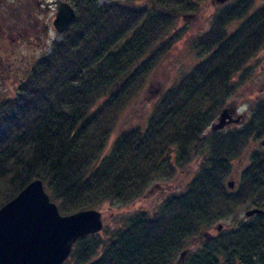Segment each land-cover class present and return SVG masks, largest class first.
<instances>
[{
	"label": "trees",
	"instance_id": "obj_1",
	"mask_svg": "<svg viewBox=\"0 0 264 264\" xmlns=\"http://www.w3.org/2000/svg\"><path fill=\"white\" fill-rule=\"evenodd\" d=\"M98 1L69 0L76 17L62 39L0 102V208L36 179L62 214L105 203L122 208L197 157L196 175L164 196L153 214L140 210L115 231L104 227V240L80 238L64 264H177L194 236L252 209L260 211L203 238L181 264L263 258L264 148L251 153L235 189L228 180L250 141L264 137V102L240 127L206 130L235 93L236 76L264 47V5L250 14L253 0L225 5L191 41L204 58L164 91L145 128L130 127L109 146L126 106L184 37L178 20L207 0Z\"/></svg>",
	"mask_w": 264,
	"mask_h": 264
},
{
	"label": "rangeland",
	"instance_id": "obj_2",
	"mask_svg": "<svg viewBox=\"0 0 264 264\" xmlns=\"http://www.w3.org/2000/svg\"><path fill=\"white\" fill-rule=\"evenodd\" d=\"M111 1L99 0L98 4L103 5ZM234 1L236 0H230L225 4H218L214 0L200 2L198 11L192 17H181L178 20L176 30H183L184 37L162 58L146 80L142 91L126 106L116 130L111 136L109 146L122 131L130 127L145 128L155 105L160 100L164 91L172 87L183 75L188 73L204 58V55L200 56L193 49L191 45L192 39L211 28L215 17L220 13L222 8ZM33 2L36 3L33 0H0V102L13 97L17 93L20 84L26 79L36 60L47 54L51 50L52 44L55 41L61 40L63 36L53 25L56 14L49 13L45 15L44 8L37 10V5L33 8V19L39 23V26L35 27L33 31L40 30L42 32L44 24H47L49 26L48 35H44V33L40 34L41 40L31 35L17 37V30L14 31L15 29L7 28V25L10 27L14 17L13 14H16L18 9L19 11H23V20L26 14H28L29 5H32ZM263 5L264 0H253L252 7L248 13H252ZM239 24L240 22H236L230 25L229 30L233 31ZM234 82L236 84V91L228 100L226 107H235L237 113L240 116L244 115L245 119L239 124L232 125L222 131H227L231 127H240L242 123L248 121L252 114V109L258 105L260 100L264 99V47L250 60L245 70L236 76ZM209 130L210 127L206 130V133ZM263 141L264 137L250 141L239 158L233 162L232 175L228 181L234 180L236 183L239 182L242 170L250 162L251 153L254 150L264 148ZM170 160L172 163L176 161L175 153L170 157ZM199 163V158L196 157L187 163L184 169H179L172 178L154 181L144 192L143 196L129 206L119 208L110 203H105L103 206L97 208L103 213L104 227L109 232L115 231L123 226L126 217L140 210L153 214L157 209L159 201L164 196L171 192L182 190L196 175L199 170ZM245 213L246 210H240L234 216L217 222L206 231L215 233L229 230L241 220H244ZM220 227L222 228L221 230H219ZM202 234L203 232L194 239H191L187 248H191L192 251L198 249L203 242ZM97 236L104 240L109 235L102 230L97 233ZM67 264H73V262L69 261Z\"/></svg>",
	"mask_w": 264,
	"mask_h": 264
},
{
	"label": "water",
	"instance_id": "obj_3",
	"mask_svg": "<svg viewBox=\"0 0 264 264\" xmlns=\"http://www.w3.org/2000/svg\"><path fill=\"white\" fill-rule=\"evenodd\" d=\"M214 1L225 4L230 0ZM75 17L74 7L61 1L53 25L63 34ZM233 111H236L235 107H225L210 126L211 132L240 123V115L232 119ZM234 184V180L228 183L230 188ZM259 211L252 209L246 215L250 217ZM103 228L102 211L87 209L62 214L46 191L44 182L36 179L0 208V264H64L80 238L97 234ZM186 253H181L178 263L185 259Z\"/></svg>",
	"mask_w": 264,
	"mask_h": 264
},
{
	"label": "flooded vegetation",
	"instance_id": "obj_4",
	"mask_svg": "<svg viewBox=\"0 0 264 264\" xmlns=\"http://www.w3.org/2000/svg\"><path fill=\"white\" fill-rule=\"evenodd\" d=\"M33 1H35L36 3L33 2L32 5H29V10L27 9L28 10V14H26V16L24 17V19L22 20L23 11H19V9H18V12L16 14H13L14 17L12 16L13 19L11 21L10 27H9V25H7V28L8 29H10V28L15 29L14 31L17 30V33H16L17 34V37H22L23 35H27V36H30L31 35V36H35L36 39L41 40L42 37H41L40 34H43L44 33V35H48L49 26L47 24H44V28H43V31L42 32L40 30H37L36 32L33 31V29L35 27L39 26V23L33 19V15H34L33 8H34V6L37 5L36 6L38 8L37 10H41V9L44 8L43 11H44L45 15H48L49 13H55L56 14L57 13L58 3L61 2V1H63V0H45V1L44 0H33ZM67 2H69V1H67ZM44 4H46V5L43 6ZM24 23H25V25H24ZM24 26H26V27H24ZM261 102H264V99L263 100H260V102H258V103H261ZM231 116H232V119H236L237 116H239V114L237 113V110L236 111H233L231 113ZM244 119H245L244 118V115H241V122L244 121ZM232 125H236V123L229 124L224 129H227V128H229ZM224 129H222V130H224ZM219 131H221V130H219ZM208 132H209L208 134L213 133V132H211V130H209ZM235 188H236V185L234 184V187L233 188H230V189H235ZM246 213H247V211H246ZM246 213H245V217H248L246 215ZM252 216H250V217H252ZM221 229L222 228H220L219 230H221ZM219 232H221V231H218V232H215V233H210V232H207L206 231L202 235H203V238L205 240L206 239L207 240H210V239H214L215 236L217 235V233H219ZM197 236H194L192 239H194ZM201 246H202V244H201ZM201 246H199V248ZM184 251H187V253L185 254V258H186L187 255L190 252H192V249L191 248H186ZM193 251H195V250H193ZM181 253H180L179 258L177 259V264H181L182 262L184 263V260L185 259L182 260L180 263H178L179 259L181 258ZM235 264H264V257L263 258H260V259L254 257L250 261H247V260H245V261H239V260H237L235 262Z\"/></svg>",
	"mask_w": 264,
	"mask_h": 264
}]
</instances>
